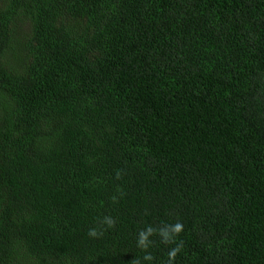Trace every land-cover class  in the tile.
<instances>
[{
    "label": "trees",
    "instance_id": "16d2710c",
    "mask_svg": "<svg viewBox=\"0 0 264 264\" xmlns=\"http://www.w3.org/2000/svg\"><path fill=\"white\" fill-rule=\"evenodd\" d=\"M181 242L264 264V0H0V264Z\"/></svg>",
    "mask_w": 264,
    "mask_h": 264
},
{
    "label": "clouds",
    "instance_id": "9594fccd",
    "mask_svg": "<svg viewBox=\"0 0 264 264\" xmlns=\"http://www.w3.org/2000/svg\"><path fill=\"white\" fill-rule=\"evenodd\" d=\"M109 227L114 226L115 221L111 218H105L104 221ZM183 232V224L179 221L173 225H166L165 227L159 229V235L162 237L163 242L168 243H175V237L178 236L180 233ZM156 234V229L152 228L151 226L143 229L138 234L137 246L144 249L145 251L148 249L150 244L152 243L149 239L152 235ZM88 235L90 237L96 238L98 233L95 229H90ZM183 247V242L177 245L175 248L169 250L168 257H169V264H172L175 261L177 254L181 251ZM144 259L147 261H152L154 257L151 254H147L144 256ZM132 264H139V260L136 258L132 261Z\"/></svg>",
    "mask_w": 264,
    "mask_h": 264
},
{
    "label": "rangeland",
    "instance_id": "374dc122",
    "mask_svg": "<svg viewBox=\"0 0 264 264\" xmlns=\"http://www.w3.org/2000/svg\"><path fill=\"white\" fill-rule=\"evenodd\" d=\"M25 28V27H24Z\"/></svg>",
    "mask_w": 264,
    "mask_h": 264
}]
</instances>
